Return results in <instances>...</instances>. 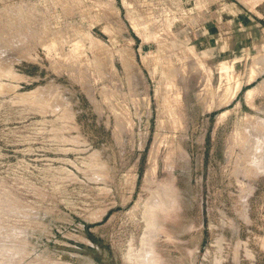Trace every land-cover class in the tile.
<instances>
[{"label":"rangeland","instance_id":"1","mask_svg":"<svg viewBox=\"0 0 264 264\" xmlns=\"http://www.w3.org/2000/svg\"><path fill=\"white\" fill-rule=\"evenodd\" d=\"M263 82L264 0H0V264H264Z\"/></svg>","mask_w":264,"mask_h":264},{"label":"bare ground","instance_id":"2","mask_svg":"<svg viewBox=\"0 0 264 264\" xmlns=\"http://www.w3.org/2000/svg\"><path fill=\"white\" fill-rule=\"evenodd\" d=\"M51 41H52V40H51ZM127 42H130V41H127ZM123 47H124V46H123ZM123 47H122V48H123ZM125 49H127L126 46H125ZM118 50H119V49H118ZM122 50H123V49H122ZM127 50H128V49H127ZM129 53H130V52H129ZM132 53H133V52H131L130 55H132ZM127 54H128V53H127ZM128 55H129V54H128ZM123 57H125V56H123ZM125 59H129V57H128V58H125ZM130 60H131V59H130ZM105 61H106V60H105ZM125 61H126V60H125ZM122 62H123V59H122ZM126 62H127V61H126ZM132 62H133V61H132ZM123 63H124V62H123ZM123 65H125V64H123ZM132 66H133V65H132ZM129 67H130V66H129ZM132 68H133V67H132ZM136 69H137V68H136ZM132 70H133V69H132ZM132 70H131V71H132ZM136 72H137V70H136ZM129 74H130V73H129ZM126 75H127V74H126ZM130 75H131V74H130ZM132 76H133L132 78H134V75H132ZM137 76H138V75H137ZM128 78H129V77H128ZM131 80H133V79H131ZM127 81H128V80H127ZM131 83H132V82H131ZM263 83H264V82H263ZM128 84H129V83H128ZM127 86H128V85H127ZM262 87H263V86H262ZM131 88H132V87H131ZM131 88H130V89H131ZM32 91H33V90H32ZM125 105H126V104H125ZM119 118H120V117H119ZM121 118H122V117H121ZM121 118H120V120H121ZM260 120H261V119H260ZM262 120H263V119H262ZM118 121H119V120H118ZM263 122H264V121H263ZM118 123H121V122H118ZM118 123H117V124H118ZM262 124H263V123H262ZM263 137H264V136H261L260 138L263 139ZM260 138H259V139H260ZM259 139H258V140H259ZM263 141H264V139H263ZM261 142H262V140H261ZM256 143H257V142H256ZM260 145H261V144H260ZM253 146H254V145H253ZM259 147H260V146H259ZM261 147H262V146H261ZM257 148H258V147H257ZM262 158H264V157H262ZM261 165H262V164H261ZM259 171H260V170H259ZM152 173H153V172H152ZM148 175H149V174H148ZM152 175H153V174H152ZM149 177H150V176H149ZM167 182H168V181H167ZM167 182H166V183H167ZM170 185H171V184H170ZM162 188H163V187H162ZM171 188H172V187H171ZM173 188H174V187H173ZM156 189H157V188H156ZM163 189H164V188H163ZM158 191H159V189H158ZM163 191H164V190H163ZM163 191H162V194H163ZM167 191H169V192H168L167 194H166V192H165L166 196L164 195L163 198L160 199V200H161V206H162V208H163V206H166V205L168 206V204L170 203V201L173 199V198H172V197H173L172 192H170V190H168V189H167ZM160 195H161V194H160ZM171 195H172V196H171ZM157 196H159V194H157ZM161 196H162V195H161ZM159 197H160V196H159ZM160 198H161V197H160ZM158 199H159V198H158ZM150 203H151V202H150ZM152 203H153V202H152ZM152 203H151L152 206H150L149 209H151V207H153V208L155 207L156 204L154 203V204H155V205H154V204H152ZM147 204H148V203H147ZM147 204H146V205H147ZM171 205H172V204H171ZM157 206H159V205L157 204ZM169 206H170V204H169ZM170 207H171V206H170ZM153 208H152V209H153ZM155 208H156V207H155ZM159 208H160V206H159ZM147 209H148V208H147ZM152 209H151L150 211H146V210H145V211L148 212V213L145 214V216H144V218H143L144 220L147 218V220H148L149 222H150V221H151V222L154 221V219H153V210H152ZM160 209H161V208H160ZM155 210H156V209H155ZM166 210H167V209H166ZM160 212H161V210H160ZM145 217H146V218H145ZM146 222H147V221H146ZM146 222H145V223H146ZM149 222H147V223H149ZM147 223H146V224H147ZM153 225H154V223H153ZM153 225H152V226H153ZM146 226H147V225H146ZM146 226H145V227H146ZM149 226H150V227H149ZM149 226H148V227H149L148 229H150V230L153 229V228L151 227V225H149ZM155 226H156V224H155ZM155 226H153V227H155ZM148 229H147V230H148ZM10 231H11V230H10ZM154 231H155V230H154ZM15 232H16V231H15ZM5 233H6V235L4 234L3 231H0V245H4V246H6V245L8 244L9 241H15V240H18V239H16L17 236H18V234L14 233L13 230L11 231V233H8V232H7V229H6V232H5ZM7 233H8V234H7ZM147 233H148V232H147ZM153 233H154V232H153ZM19 234H20V232H19ZM144 234H146V233H144ZM20 236H21V235H20ZM20 236H19V237H20ZM141 236H142V235H141ZM152 236H153V235H152ZM19 237H18V238H19ZM140 238H141V237H140ZM143 238H145V237H143ZM21 240H22V239H21ZM142 240H143V239H142ZM16 242H17V241H16ZM21 242H23V240H22ZM10 243H11V244H15V243H12V242H10ZM10 243H9V244H10ZM19 243H20V242H19ZM143 243H144V242H143ZM144 244H145V243H144ZM16 245H17V244H16ZM18 245H19V244H18ZM141 245H142V244H141ZM143 246H144V245H143ZM143 246H142V247H143ZM145 246H147V248L149 247L148 245H145ZM129 248H130V247H129ZM129 248H128V249H129ZM143 248H144V249H143ZM143 248H142V251L139 253L140 255H138V259L136 258V259L138 260V264H148V262H149L151 259L154 261V259L152 258V255H151V259H150V251H151L150 248H149V250H147L146 247H143ZM128 249H127V250H128ZM140 250H141V249H140ZM151 252H152V251H151ZM151 254H152V253H151ZM128 255H129V254H128ZM136 256H137V255H136ZM153 256H154V255H153ZM129 257H130V256H129ZM131 257H132V255H131ZM134 258H135V257H134ZM155 259H156V258H155ZM156 260H157V259H156ZM134 261H135V260H134ZM157 262H158V260L156 261L155 264H158ZM134 263H135V262H134ZM150 263H151V261H150ZM152 264H153V263H152Z\"/></svg>","mask_w":264,"mask_h":264}]
</instances>
